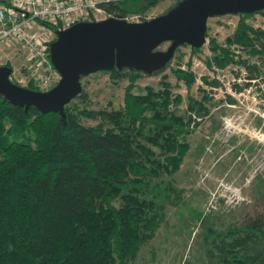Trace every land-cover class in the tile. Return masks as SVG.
Returning a JSON list of instances; mask_svg holds the SVG:
<instances>
[{
	"label": "trees",
	"instance_id": "1",
	"mask_svg": "<svg viewBox=\"0 0 264 264\" xmlns=\"http://www.w3.org/2000/svg\"><path fill=\"white\" fill-rule=\"evenodd\" d=\"M160 1L118 0L106 8L121 17L143 14ZM255 13L264 10L236 14L234 30L222 43L210 37L211 55L204 60L209 70L242 67L245 86L261 74L249 56L264 63V23L244 22ZM199 49L190 47L191 53ZM186 64L172 74L188 93L194 75ZM98 72L113 81L126 79L122 106L91 111L69 101L64 124L58 113L24 110L0 96V264H131L164 220L165 205L180 202L171 177L197 126L194 116L207 113L211 98L189 95L184 114H176L170 105L177 111L181 98L165 80L159 89L133 92L135 80L148 74L129 68ZM200 79L210 88L218 85ZM84 96L81 89L76 98ZM96 118L94 125L82 122ZM201 241L205 264H264V200L249 221L222 230L206 225Z\"/></svg>",
	"mask_w": 264,
	"mask_h": 264
},
{
	"label": "rangeland",
	"instance_id": "2",
	"mask_svg": "<svg viewBox=\"0 0 264 264\" xmlns=\"http://www.w3.org/2000/svg\"><path fill=\"white\" fill-rule=\"evenodd\" d=\"M176 1L161 0L145 12L147 16H158L169 6L173 7ZM237 20L236 14L208 18L205 40L199 51L191 53L188 45H181L161 71L143 75L134 82L133 92H143L144 86L159 89L162 79L168 82L171 94L181 98L177 111L170 105L176 114H184L189 95L199 100L204 92L211 99L205 104L207 113L194 116L197 126L187 135L188 148L182 157L181 168L171 177L180 202L165 205L164 220L154 237L141 246L131 264H205L207 256L201 239L206 225L222 230L249 221L262 211L264 83L261 81H264V63L249 56L247 60L254 59L261 74L245 86L246 72L242 67L228 65L223 69L209 70L204 62L211 55L208 39L212 37L222 43L233 32ZM244 22L262 26L264 14L255 13L246 17ZM167 45L168 42H164L157 49L164 50ZM240 54L246 57L243 51ZM188 60L194 75L189 94L172 74V69L177 66L186 68ZM24 61L27 56L22 48H0V65L9 64L15 73L12 78L22 72L18 68L26 65ZM200 76L214 79L218 85L210 88L202 83ZM28 84L32 83L22 87L28 88ZM80 84L85 96L70 100L78 108L97 111L116 110L122 106L126 79L113 81L108 74L98 72L84 76ZM233 85L240 89L234 90ZM82 122L94 125L98 118L82 119ZM198 212L201 215L196 219Z\"/></svg>",
	"mask_w": 264,
	"mask_h": 264
},
{
	"label": "water",
	"instance_id": "3",
	"mask_svg": "<svg viewBox=\"0 0 264 264\" xmlns=\"http://www.w3.org/2000/svg\"><path fill=\"white\" fill-rule=\"evenodd\" d=\"M259 10H264V0H179L167 12L141 22L113 17L78 22L56 31L49 44V60L59 74L53 87L38 91L18 86L8 78L10 67L0 65V96L24 110L32 106L42 114L58 113L64 124L63 106L80 93L81 76L112 68L151 74L165 66L175 48L203 45L208 18ZM164 42L166 48L158 50Z\"/></svg>",
	"mask_w": 264,
	"mask_h": 264
},
{
	"label": "built area",
	"instance_id": "4",
	"mask_svg": "<svg viewBox=\"0 0 264 264\" xmlns=\"http://www.w3.org/2000/svg\"><path fill=\"white\" fill-rule=\"evenodd\" d=\"M118 0H0V48H22L26 65L18 68L17 77L11 70L8 78L18 85L31 82L45 91L59 80L58 72L50 63L48 48L56 31L78 22H92L108 17L127 22H141L153 18L143 14L117 16L106 6ZM121 1V0H120Z\"/></svg>",
	"mask_w": 264,
	"mask_h": 264
}]
</instances>
